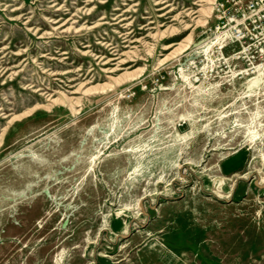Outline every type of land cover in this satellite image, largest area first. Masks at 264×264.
<instances>
[{"label": "rangeland", "instance_id": "1", "mask_svg": "<svg viewBox=\"0 0 264 264\" xmlns=\"http://www.w3.org/2000/svg\"><path fill=\"white\" fill-rule=\"evenodd\" d=\"M198 1L0 0V264H264L248 0ZM224 30L241 38L196 53ZM126 32L141 41L119 66L91 57Z\"/></svg>", "mask_w": 264, "mask_h": 264}, {"label": "bare ground", "instance_id": "2", "mask_svg": "<svg viewBox=\"0 0 264 264\" xmlns=\"http://www.w3.org/2000/svg\"><path fill=\"white\" fill-rule=\"evenodd\" d=\"M57 1V0H56ZM198 2L200 3H204V0H199ZM213 2V1H212ZM167 2H156L155 5H165V6H162L160 8H158L156 11H164V13L160 14L159 18H164V19H169V17L165 18L166 16H168L169 14L172 13V11L174 10L173 8H171L172 6L171 5H166ZM4 5V4H3ZM206 5V4H205ZM211 5V4H210ZM200 7L202 6V8L198 9V10H191L190 13H191V19L192 20H195V19H198V17L200 16V14L202 12H205L207 11V8L204 7L203 9V5H199ZM53 7H55V12H60L62 9L63 11H65V6H58L57 4H54ZM88 7V6H87ZM211 7V6H210ZM21 7H17L15 9H13V11H18L20 10ZM169 8V9H168ZM197 8V7H196ZM67 9V8H66ZM167 9V10H166ZM118 9H115L114 11H116ZM112 15V14H111ZM72 16H75V14H72ZM80 16V15H79ZM124 15H118L114 18H112L113 21H117V23H122L123 21H125L126 19L123 17ZM194 16V17H192ZM104 17H102L100 20H103ZM175 18H172L171 21H173ZM72 20V19H67L65 21V23H62L59 27V29L65 27V25L67 23H69V21ZM29 22V20L27 21ZM50 22H53V23H58V21H50ZM73 23V22H72ZM117 23H114L112 25H115ZM152 24L154 23L153 21H149L148 24ZM168 22L166 23H161V22H156L155 25L156 27H163V26H166L168 25L167 24ZM52 26V25H51ZM127 26H129V23H123L122 27L123 29L127 30ZM145 26L147 25H144L142 26V28H139V30H143L145 28ZM168 28V27H167ZM118 29V28H117ZM155 29V28H153ZM70 30V27H67L65 28L64 30H62L63 32H67ZM146 31V30H144ZM161 33L159 31V29H156V33L155 34H159ZM132 32H126V33H123L121 34L120 38L122 39L120 43H122L123 45H116L115 47H109V45H107V49H106V54H108L110 57H104L103 55H98L96 56L95 54L92 55L91 52L87 51V53H91V57L95 60V61H98V64L100 66H104V65H109L111 62H115V66H119L121 63H123L124 59L127 58L126 55H128L131 50H134L136 47H135V43H139L141 41V38H136L135 35L134 36H131ZM231 34L228 32V31H221L217 34H215L214 36H212L208 42H206L205 44L201 45L199 44L200 46L197 47L196 49V53L198 54H207L209 52L210 49L214 48L215 47V50L216 52L218 53V56L221 55V49L225 46V42L227 39H230ZM102 41H100L99 43L97 44H100V45H104L101 43ZM199 42V41H198ZM200 43V42H199ZM127 44V45H126ZM131 46V47H130ZM90 47L89 45H86L84 46V48H88ZM5 49V48H3ZM99 49V48H98ZM123 49H129L128 51H124ZM61 55H65V53H62ZM236 57V54L235 55H232L230 57V59H233ZM63 59H66V58H63ZM224 60L227 61V59L223 58ZM41 60V59H40ZM84 69V68H83ZM95 71V70H94ZM103 71L105 73H112L113 71H115L114 69H110V68H104ZM240 71V70H239ZM240 73L242 74H245V75H248L247 71H241ZM248 86H247V89L248 91L251 90L252 86H255V87H260V85L264 82V73H262L261 71H257L256 73H254L249 79L246 80ZM112 85V84H111ZM200 89V88H199ZM58 90V89H57ZM82 92V91H81ZM120 95V94H119ZM72 110V109H71ZM115 110H116V107L113 109V112H112V115H114L115 113ZM7 113V112H6ZM109 125L107 127V129L105 131H103L101 133V137H100V142H104V140H107L108 139V136H110L111 134H115V133H118V131H120L121 129V122H122V119L119 118L116 114L109 120ZM264 132V128L262 130L261 133H258L257 131H250V134L252 135V143L256 144L255 142L256 141H259L261 142V134ZM180 139H185V136L183 137H180ZM115 140V139H114ZM170 149L166 150L165 152H163L161 154V157L165 158V156L167 155L168 151ZM21 155V154H20ZM138 165L140 164L139 162H137ZM35 175V174H34Z\"/></svg>", "mask_w": 264, "mask_h": 264}, {"label": "built area", "instance_id": "3", "mask_svg": "<svg viewBox=\"0 0 264 264\" xmlns=\"http://www.w3.org/2000/svg\"><path fill=\"white\" fill-rule=\"evenodd\" d=\"M244 18V30L249 45L243 52L249 62L248 71L253 73L259 70L264 73V0H248ZM231 36L241 38L238 30Z\"/></svg>", "mask_w": 264, "mask_h": 264}]
</instances>
